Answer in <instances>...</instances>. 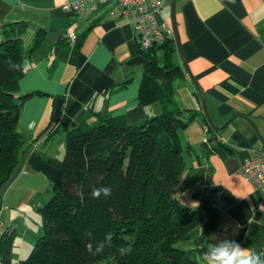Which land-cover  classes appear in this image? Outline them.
I'll use <instances>...</instances> for the list:
<instances>
[{"label":"crops","instance_id":"crops-1","mask_svg":"<svg viewBox=\"0 0 264 264\" xmlns=\"http://www.w3.org/2000/svg\"><path fill=\"white\" fill-rule=\"evenodd\" d=\"M72 1L0 0V26L46 31L18 82V95L32 93L17 124L26 151L0 191V221L13 230L12 264L26 258L42 234L33 217L50 199L57 176L47 158L63 157L66 134L94 125L99 115L138 125L161 108L158 102L156 108L139 103L146 57L120 9L109 2L81 17L62 9ZM171 6L172 0H163L158 20L173 30L174 18L186 67L204 92L209 117L176 43L175 59L185 72L174 82L176 100L189 109V122L179 130L183 170L175 194L196 207L192 193L201 188L219 213L218 226L196 257L204 264L202 255L217 237L264 251V195L238 174L246 158L264 153V0H174L173 15ZM57 133L63 139L54 144Z\"/></svg>","mask_w":264,"mask_h":264},{"label":"trees","instance_id":"trees-1","mask_svg":"<svg viewBox=\"0 0 264 264\" xmlns=\"http://www.w3.org/2000/svg\"><path fill=\"white\" fill-rule=\"evenodd\" d=\"M45 32L0 26V191L26 151L17 124L32 93L18 95V82ZM140 50L146 61L138 100L158 102L161 113L138 125L99 115L94 125L66 134L63 157L47 158L57 176L50 199L38 208L42 234L18 264H200L197 249L218 226L219 213L201 188L192 193L196 207L175 194L183 170L179 130L188 125L189 109L178 105L174 82L185 72L175 59V37ZM93 187H110L112 194L95 199ZM12 232L0 237L3 264H12ZM182 241L187 248L177 246ZM102 242V253L88 252L89 243ZM120 247L128 253L121 255Z\"/></svg>","mask_w":264,"mask_h":264},{"label":"built area","instance_id":"built-area-1","mask_svg":"<svg viewBox=\"0 0 264 264\" xmlns=\"http://www.w3.org/2000/svg\"><path fill=\"white\" fill-rule=\"evenodd\" d=\"M109 2L119 8L121 14L132 25L140 49L148 50L153 45L163 43L166 38L174 37L173 30L158 20L163 0H76L63 4L62 9L83 17L95 12L98 5ZM69 37L73 38L74 33H70ZM238 174L253 189L264 195V153L255 152L252 156L246 158L242 162ZM4 232L5 229L0 221V237ZM0 264H3L1 255Z\"/></svg>","mask_w":264,"mask_h":264},{"label":"clouds","instance_id":"clouds-1","mask_svg":"<svg viewBox=\"0 0 264 264\" xmlns=\"http://www.w3.org/2000/svg\"><path fill=\"white\" fill-rule=\"evenodd\" d=\"M112 194L110 187H93L92 197L98 199L101 195L108 197ZM108 243L111 242V236L106 237ZM104 242L87 245V250L91 255H98L103 252ZM121 255H126L128 249L120 247ZM204 264H264V251L257 252L253 248H245L234 239L227 237L220 239L217 237L215 242L209 244L208 249L202 255Z\"/></svg>","mask_w":264,"mask_h":264},{"label":"water","instance_id":"water-1","mask_svg":"<svg viewBox=\"0 0 264 264\" xmlns=\"http://www.w3.org/2000/svg\"><path fill=\"white\" fill-rule=\"evenodd\" d=\"M173 3H174V0H172V15H173ZM174 17V16H172ZM173 30H174V34H175V38H176V43L178 44V49L180 51V57L182 58V64L183 66L185 67L186 71H187V74L189 75L190 79L193 81V83L198 86V89H199V94H200V97H201V101H202V106H203V111L204 113L206 114V116L208 117V112H207V108H206V103H205V96H204V92L203 90L200 88V86L198 85L197 81L192 77V75L190 74L189 70L187 69L186 67V62L184 60V57H183V54L181 52V48H180V41H179V38H178V34H177V30H176V25H175V22H174V18H173ZM209 118V117H208Z\"/></svg>","mask_w":264,"mask_h":264},{"label":"rangeland","instance_id":"rangeland-1","mask_svg":"<svg viewBox=\"0 0 264 264\" xmlns=\"http://www.w3.org/2000/svg\"><path fill=\"white\" fill-rule=\"evenodd\" d=\"M179 79H180V78H179ZM179 93H180L182 96L186 94V87H185L184 85H182V87L179 88ZM158 104H159V103H158ZM158 104H157V102L152 103L153 107H155V108H156V105H158ZM154 111H156V109H155ZM159 113H161V108L159 109V111H158L156 114H159ZM59 139L61 140V139H63V138L60 137L59 133H57L56 140H55L54 144L58 143ZM54 180H55V179H54ZM53 182H54V181H53ZM182 197L184 198V195H183ZM37 212H38V210H36V213H37ZM33 220H35V223H37V224H36V229H37V231L40 229V233H42L43 228H42V223H41V218H40V213H39V212L35 215V217H33ZM177 246L180 247V248H187V247H188V245H187L184 241L179 242V243L177 244ZM26 257H27V256H26Z\"/></svg>","mask_w":264,"mask_h":264}]
</instances>
